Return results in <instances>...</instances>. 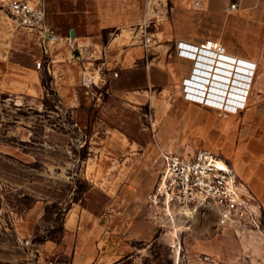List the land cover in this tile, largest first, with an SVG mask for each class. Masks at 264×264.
Instances as JSON below:
<instances>
[{
	"label": "rangeland",
	"instance_id": "rangeland-1",
	"mask_svg": "<svg viewBox=\"0 0 264 264\" xmlns=\"http://www.w3.org/2000/svg\"><path fill=\"white\" fill-rule=\"evenodd\" d=\"M201 1H136L121 28L151 36L176 77L122 93L111 88L116 67L94 80V56L50 43L0 2V264H264V213L250 229L220 225L208 205L167 209L146 198L162 149H171L162 139L179 132L162 128V113L179 99L190 64L176 52L181 36L220 38L261 57L264 102V0H245L249 17L228 11L230 0ZM151 94L157 111L140 101Z\"/></svg>",
	"mask_w": 264,
	"mask_h": 264
},
{
	"label": "crops",
	"instance_id": "crops-1",
	"mask_svg": "<svg viewBox=\"0 0 264 264\" xmlns=\"http://www.w3.org/2000/svg\"><path fill=\"white\" fill-rule=\"evenodd\" d=\"M120 1L44 0L47 22L65 37L62 43L69 42L76 45L84 56L85 52L88 53L89 58L94 56L93 60L87 61L90 67L87 72L94 80L104 79L103 73L106 70L103 69L110 70L112 67H116L114 73L118 72V75L114 74L116 77L111 75L113 79L120 76L130 83L134 81L137 68L144 67L146 69L144 77L148 82L147 88H141L144 90H148V87L152 88L153 84L163 85L175 78L176 73L162 51H155L151 47V42H145V38L138 39L136 31L121 28L128 18L134 17L137 0H125V3L127 1L130 3L129 9L122 7ZM211 1L206 0L209 3ZM234 1L238 2L239 6L232 11L241 13V16H251L252 13L245 8V0H230V3ZM75 26L78 31L88 35L75 36L72 40L67 39L69 35L66 33L69 31L71 34L72 29L75 31ZM111 27L120 30L115 33L110 32L105 41L102 38L103 33ZM179 39L190 40L183 36ZM227 49L234 55L257 61L258 65L261 62V57L232 47ZM116 50H118L117 55L111 60L109 52ZM179 58L190 62L188 69L181 72L182 79L188 74L191 61L187 58ZM125 69L128 71L123 73ZM257 82L255 80L253 84L254 89L252 88L247 106L227 115L219 114L214 107L188 101L184 98L181 89L179 99L176 102H170L162 113L167 114V117L163 115L162 128L169 129L171 126L174 128L176 126L179 130L178 136L162 139L161 144L164 148L170 147L172 151L187 152L197 148H207L218 154L220 152L224 154V158L236 168L240 176L258 195L262 201V213H264V102L260 101L263 92L259 91L263 90V87L258 86ZM132 89L134 88L115 92L122 93ZM164 89L165 87L162 91ZM140 101L150 102L152 106H156L152 94L149 97H143ZM261 114L263 117H257ZM175 117L176 120H174Z\"/></svg>",
	"mask_w": 264,
	"mask_h": 264
},
{
	"label": "built area",
	"instance_id": "built-area-1",
	"mask_svg": "<svg viewBox=\"0 0 264 264\" xmlns=\"http://www.w3.org/2000/svg\"><path fill=\"white\" fill-rule=\"evenodd\" d=\"M0 2L19 24L38 27L50 43L65 38L48 24L44 0ZM195 4L202 7L200 0ZM238 6L234 1L227 10ZM66 38L74 39L70 35ZM176 52L191 61L188 74L181 79L185 99L214 107L221 115L247 106L259 68L257 61L230 53L225 43L214 37L179 39ZM146 198L151 205L167 209L208 205L216 211L220 225L253 229L262 222L263 204L258 195L226 158L207 148L187 152L162 149L157 179Z\"/></svg>",
	"mask_w": 264,
	"mask_h": 264
},
{
	"label": "trees",
	"instance_id": "trees-1",
	"mask_svg": "<svg viewBox=\"0 0 264 264\" xmlns=\"http://www.w3.org/2000/svg\"><path fill=\"white\" fill-rule=\"evenodd\" d=\"M66 35H70L69 31L68 33H66ZM83 35H88L87 33H81L80 31H78L77 27L75 26V36H83ZM73 48H77V46L75 45ZM128 70L125 69L123 71V73L127 72ZM146 72V69L144 67H138L136 72H135V76H134V81L132 83L125 81V78L123 77H118L117 79H114V83L112 85V90L116 91V90H123V89H130V88H142L145 87L147 88L148 86V82H147V78L144 77ZM78 120L77 122L84 125L87 124V119L85 118L86 113L83 111L82 108H78Z\"/></svg>",
	"mask_w": 264,
	"mask_h": 264
},
{
	"label": "water",
	"instance_id": "water-1",
	"mask_svg": "<svg viewBox=\"0 0 264 264\" xmlns=\"http://www.w3.org/2000/svg\"><path fill=\"white\" fill-rule=\"evenodd\" d=\"M70 36L75 37V31H74V29L71 30Z\"/></svg>",
	"mask_w": 264,
	"mask_h": 264
}]
</instances>
